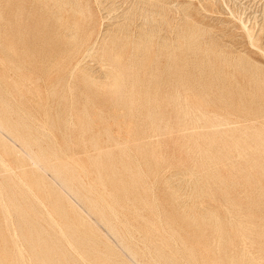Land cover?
Wrapping results in <instances>:
<instances>
[{"label": "rangeland", "instance_id": "1", "mask_svg": "<svg viewBox=\"0 0 264 264\" xmlns=\"http://www.w3.org/2000/svg\"><path fill=\"white\" fill-rule=\"evenodd\" d=\"M164 2L0 0V264H264V0Z\"/></svg>", "mask_w": 264, "mask_h": 264}, {"label": "bare ground", "instance_id": "2", "mask_svg": "<svg viewBox=\"0 0 264 264\" xmlns=\"http://www.w3.org/2000/svg\"><path fill=\"white\" fill-rule=\"evenodd\" d=\"M145 2H147V7H148V9H147V11L144 13V15H145V17H144V22H143V24L142 25H137L136 27H137V31H135V33H134V35L132 36L133 37V40H132V42H133V44H134V48L137 50V49H140V52L142 53V55H149V52L150 51H155V52H157V50L155 49V46L158 44V47H162V48H168L169 46H170V43H169V40H168V37H167V35H161L160 37H159V41L157 40V41H155L154 39L156 38V34H155V32H156V30H155V28H156V26H155V24H154V19H153V15L154 14H157V15H160V17L162 18V20H164L166 17H167V14H168V7L166 6V4H165V0H144ZM255 1V0H254ZM200 4V3H199ZM70 5H71V3H70ZM242 5V4H241ZM146 6V5H145ZM177 6V5H176ZM157 7V8H156ZM63 8V7H62ZM252 14V13H251ZM254 15V14H253ZM126 18H128V16H129V14H125L124 15ZM123 16V17H124ZM233 16V15H232ZM263 16V15H262ZM126 20H128V19H126ZM246 21V20H245ZM126 22V21H125ZM240 22H242V21H240ZM127 23V22H126ZM73 25H74V23H73ZM127 29L126 28H124V29H126L125 30V33H126V35H127V37H129V36H131V32H129V30H128V23H127ZM135 26V25H134ZM196 32V31H195ZM107 33V32H106ZM179 37H180V35H179ZM89 40V39H88ZM87 41V40H86ZM158 42V43H157ZM251 43V42H250ZM95 44V43H94ZM90 48V47H89ZM93 48H90V49H88L87 50V52L89 53V52H91V50H92ZM85 54V53H84ZM166 54V53H165ZM91 55V54H90ZM149 60H151L152 61V63H154V61L156 60L155 59V57H151V58H149ZM147 61V60H146ZM157 61V60H156ZM106 62H108V61H106ZM115 62V61H114ZM113 62V63H114ZM162 62V61H161ZM170 62V61H169ZM112 63V64H113ZM168 63V62H167ZM23 64V63H22ZM77 64V63H76ZM86 65V64H85ZM117 65V64H116ZM119 65V64H118ZM154 65V64H153ZM113 67V66H112ZM10 71V70H9ZM109 71V70H108ZM111 71V70H110ZM121 73V72H120ZM49 74V73H48ZM17 76V75H16ZM51 76V75H50ZM43 79V78H42ZM116 79V78H115ZM11 80L13 81V77L11 78ZM28 79H25V78H23V81L24 82H26ZM92 81H94V80H92ZM96 82V81H95ZM23 86H25L24 84H23ZM4 89V88H3ZM48 92V91H47ZM158 92V91H157ZM127 93V92H126ZM48 95V94H47ZM13 97V96H12ZM14 98V97H13ZM193 101V100H192ZM100 110V109H99ZM192 110V109H191ZM112 111V110H111ZM231 114V113H230ZM155 115V114H154ZM162 115V114H161ZM72 116V115H71ZM204 116V115H203ZM235 116V115H234ZM236 117V116H235ZM72 118V117H71ZM72 120V119H71ZM200 120V119H199ZM129 121V120H128ZM178 121V120H177ZM151 122V121H150ZM248 122V121H247ZM259 122V121H258ZM74 123V122H73ZM167 123V122H166ZM256 123H257V121H256ZM34 124V123H33ZM69 124V123H68ZM259 124H261V122L259 123ZM151 125H152V123H151ZM157 125V124H156ZM165 126H166V124H164ZM120 126V125H119ZM157 126H159V124L157 125ZM230 126V125H229ZM263 126V125H262ZM141 127H142V125H141ZM41 128V127H40ZM171 128V127H170ZM28 129V128H27ZM164 129V128H163ZM47 131V130H46ZM121 131V130H120ZM171 134V133H170ZM54 136V135H53ZM101 137V136H100ZM153 138V137H152ZM126 144V143H125ZM60 146V145H59ZM60 148V147H59ZM16 150V149H15ZM100 150V149H99ZM32 152V151H31ZM67 155V154H66ZM1 157V156H0ZM72 159H73V157H72ZM5 160V159H4ZM71 160V159H70ZM2 161V160H1ZM57 161V160H56ZM58 161H59V159H58ZM61 161H63V160H61ZM34 162V161H33ZM53 162V161H52ZM60 162V161H59ZM75 163V162H74ZM5 164V163H4ZM3 163H2V165H4ZM76 164V163H75ZM34 165V164H33ZM76 165H78V164H76ZM5 166V165H4ZM36 166V165H35ZM83 166V165H82ZM141 166V165H140ZM7 167V166H6ZM80 167V166H79ZM195 167V166H194ZM58 168H59V171L60 172H67V168H65V167H60V166H58ZM84 168V167H83ZM83 168H82V170H83ZM80 169V171H78V172H81V167L79 168ZM10 171H12V168H11V170ZM86 171V170H85ZM41 172V171H40ZM88 172V171H87ZM86 172V173H87ZM13 173V172H12ZM16 173V172H15ZM14 174V173H13ZM79 174V173H78ZM192 175V174H191ZM88 176V175H87ZM16 177V176H15ZM190 177V176H189ZM192 177H193V175H192ZM55 178V177H54ZM76 178L75 177H72V176H69L68 178H67V180L71 183V181H73V180H75ZM59 181V180H58ZM21 182H22V179H21ZM24 183V182H23ZM28 187V186H27ZM90 188V187H89ZM202 188V187H201ZM260 188V187H259ZM1 189V188H0ZM31 191V190H30ZM153 191V190H152ZM203 191V190H202ZM1 193V192H0ZM2 194V193H1ZM1 196V195H0ZM1 199V198H0ZM3 200V199H2ZM38 200V199H37ZM104 200H106V199H104ZM39 201V200H38ZM3 202H5L4 200H3ZM42 202V201H41ZM43 203V202H42ZM108 203V202H107ZM44 204V203H43ZM42 204V205H43ZM2 205H3V203H2ZM45 205V204H44ZM158 205V204H157ZM202 205V204H201ZM110 206V205H109ZM5 207V206H4ZM111 207V206H110ZM46 208V207H45ZM112 208V207H111ZM114 208V207H113ZM112 208V209H113ZM257 208V207H256ZM6 209V208H5ZM8 209V208H7ZM111 209V210H112ZM159 209V208H158ZM114 210V209H113ZM3 211V210H2ZM47 211V210H46ZM115 211H116V209H115ZM4 212V211H3ZM10 213V212H9ZM4 214V213H3ZM9 215V214H8ZM43 215V214H42ZM49 215H51V214H49ZM115 215V214H114ZM10 216V215H9ZM81 216V215H80ZM119 216V215H118ZM11 217V216H10ZM52 217V216H51ZM6 219V218H5ZM236 220V219H235ZM6 221V220H5ZM159 221H161V220H159ZM56 222V221H55ZM162 223V222H161ZM163 226V225H162ZM42 227V226H41ZM62 230V229H61ZM7 231V230H6ZM15 231V230H14ZM130 232V231H129ZM64 233V232H63ZM63 233H62V235H63ZM65 234V233H64ZM127 234H129V233H127ZM129 236H130V234H129ZM172 236V235H171ZM132 237V236H131ZM130 237V238H131ZM170 237V236H169ZM16 238V237H15ZM172 238H174V237H172ZM19 239V238H18ZM132 239V238H131ZM133 239H135V238H133ZM175 239V238H174ZM59 241V240H58ZM137 241V240H136ZM260 241V240H259ZM133 242V241H132ZM174 242H176V241H174ZM20 243V242H19ZM145 244V243H144ZM71 245V244H70ZM18 246V245H17ZM23 246V245H22ZM19 247V246H18ZM70 247V246H69ZM22 248V247H21ZM247 248V247H246ZM260 249V248H259ZM21 250V249H20ZM127 250V249H126ZM22 251V250H21ZM25 251V250H24ZM262 251V250H261ZM14 252V251H13ZM22 255H23V253H22ZM253 255V254H252ZM148 259V258H147ZM84 260V259H83ZM261 260V259H260ZM31 261V260H30Z\"/></svg>", "mask_w": 264, "mask_h": 264}]
</instances>
